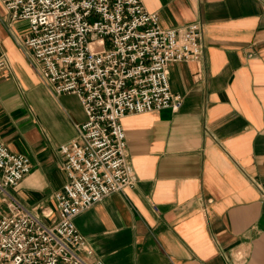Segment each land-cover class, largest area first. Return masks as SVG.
Wrapping results in <instances>:
<instances>
[{
	"label": "crops",
	"instance_id": "0c3cea01",
	"mask_svg": "<svg viewBox=\"0 0 264 264\" xmlns=\"http://www.w3.org/2000/svg\"><path fill=\"white\" fill-rule=\"evenodd\" d=\"M143 3L164 29L200 21L205 57L170 65L180 110L122 120L138 182L75 218L92 250L79 254L92 264H264V0ZM29 35L0 2L10 61L0 70V141L32 167L9 192L50 226L67 183L58 149L87 120L76 95L43 81Z\"/></svg>",
	"mask_w": 264,
	"mask_h": 264
},
{
	"label": "built area",
	"instance_id": "2783aa9c",
	"mask_svg": "<svg viewBox=\"0 0 264 264\" xmlns=\"http://www.w3.org/2000/svg\"><path fill=\"white\" fill-rule=\"evenodd\" d=\"M0 2L11 23H29L24 45L43 81L56 95H76L87 120L77 127L78 138L58 149L67 183L54 194L60 214L50 226L9 192L32 167L27 155L0 141V196L6 206L0 209V264H92L79 254L86 250L91 256L92 250L74 220L136 186L122 120L181 109L184 98L170 87V65L204 59V25L164 29L143 0ZM9 65L0 41V70Z\"/></svg>",
	"mask_w": 264,
	"mask_h": 264
},
{
	"label": "rangeland",
	"instance_id": "374dc122",
	"mask_svg": "<svg viewBox=\"0 0 264 264\" xmlns=\"http://www.w3.org/2000/svg\"><path fill=\"white\" fill-rule=\"evenodd\" d=\"M3 46V45H2Z\"/></svg>",
	"mask_w": 264,
	"mask_h": 264
}]
</instances>
